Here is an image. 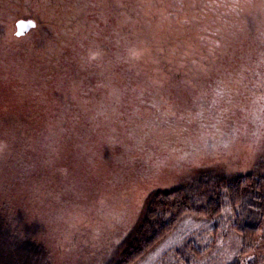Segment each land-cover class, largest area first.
<instances>
[{
	"label": "rangeland",
	"instance_id": "rangeland-1",
	"mask_svg": "<svg viewBox=\"0 0 264 264\" xmlns=\"http://www.w3.org/2000/svg\"><path fill=\"white\" fill-rule=\"evenodd\" d=\"M64 1L89 20L91 44L66 24L60 40L44 33L53 14L71 19L66 9L58 12L61 0H0V52L16 51L17 61L13 94L0 85V104L19 107L0 114H47L24 109L45 86L56 90L54 103L76 104L79 118L68 143L59 145L57 135L43 143L66 165L64 174L40 180L31 174L9 187L0 167V203L10 192L14 229H28L42 243L47 264L114 263L152 192L185 187L202 173L264 174V0ZM21 20L36 27L16 36ZM32 47L39 59L53 49L70 62L38 86L44 74L31 65ZM88 86L94 97H80ZM214 222L187 218L180 226ZM180 226L135 264H158L180 239ZM227 228L223 222L209 238L227 231L231 258L239 240ZM226 262L221 254L216 264Z\"/></svg>",
	"mask_w": 264,
	"mask_h": 264
},
{
	"label": "trees",
	"instance_id": "trees-1",
	"mask_svg": "<svg viewBox=\"0 0 264 264\" xmlns=\"http://www.w3.org/2000/svg\"><path fill=\"white\" fill-rule=\"evenodd\" d=\"M60 3L58 12L63 14L66 9L71 19L63 22V18L53 14L52 19L46 23L39 22L43 24L41 28L44 33L53 32L60 40L63 38L61 35L66 33L62 24H66L69 32L77 37V40L91 44L92 31L86 26L89 22L87 17L73 2L69 5L70 3L66 4V1L61 0ZM33 23L31 29L36 27V22ZM74 37H70L69 40ZM17 48L13 47L15 50H18ZM30 50L32 52L30 60L33 61L31 65L40 75L42 72L44 74L41 82L38 79L34 81L39 82L38 86H42L53 74L55 75L57 68L70 62L69 59H65L63 63L53 49L41 59L33 47ZM6 51L7 49L3 53L0 52V85L6 87L7 96H11L13 91L10 81L14 77L10 73L17 65L13 56L16 51L10 50L12 56L6 55ZM20 52L19 56H22V51ZM38 66L42 67V72ZM90 75L94 76L92 79L97 77L95 70H92ZM64 83L67 85V82ZM71 85H74L73 82ZM87 88L79 91L80 97L86 96L88 99L94 97L90 86ZM34 93V98L24 101V109H32L34 106L37 110L47 109V114L35 116L22 114L23 119L13 118L11 114L19 107L9 108V100L1 101L0 104L1 112H11L10 117L7 114H0V167L1 172L6 171L10 175L4 178L6 182H1L9 187L20 180H25L31 174L40 180L45 175H50V178L60 177L66 171V165L63 162L58 163L53 151L43 143L52 140L56 135L59 140H53L59 145L70 141L73 131L71 128L75 121H79V118H75L77 106L68 102L54 103L56 90L51 93L45 86ZM7 193L10 196H6L0 203V264H47V251L42 243L33 238L34 236L27 232L28 229L23 228V234L14 229L18 212H15L16 206L12 205L11 193ZM187 218L214 219L215 224L209 228L197 226L181 230L183 226L180 225ZM223 222L228 223V234L233 233L239 240V245L236 243L232 248L234 253L231 258L226 253L230 251L228 244L224 243L228 239L227 231L221 232L220 240L215 237L213 240L209 238L210 235L217 234ZM179 226L180 239L158 257V264H216L221 254L227 258L224 264H264V174L248 172L227 178L202 173L193 177L185 187L152 192L139 225L127 239L120 259L108 264L137 263L159 242L175 233Z\"/></svg>",
	"mask_w": 264,
	"mask_h": 264
},
{
	"label": "water",
	"instance_id": "water-1",
	"mask_svg": "<svg viewBox=\"0 0 264 264\" xmlns=\"http://www.w3.org/2000/svg\"><path fill=\"white\" fill-rule=\"evenodd\" d=\"M34 23L32 20H21L18 21L16 24V36H21L26 34L32 27H33Z\"/></svg>",
	"mask_w": 264,
	"mask_h": 264
}]
</instances>
